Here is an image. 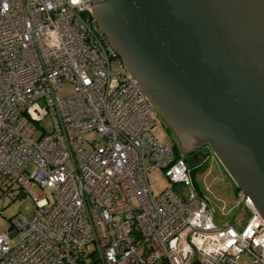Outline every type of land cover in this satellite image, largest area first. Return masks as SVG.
Segmentation results:
<instances>
[{
  "label": "built area",
  "instance_id": "2783aa9c",
  "mask_svg": "<svg viewBox=\"0 0 264 264\" xmlns=\"http://www.w3.org/2000/svg\"><path fill=\"white\" fill-rule=\"evenodd\" d=\"M91 8L0 0V187L36 205L0 235V264H264L263 220L239 191L245 224L216 223ZM155 170L182 195H154Z\"/></svg>",
  "mask_w": 264,
  "mask_h": 264
},
{
  "label": "water",
  "instance_id": "95a60500",
  "mask_svg": "<svg viewBox=\"0 0 264 264\" xmlns=\"http://www.w3.org/2000/svg\"><path fill=\"white\" fill-rule=\"evenodd\" d=\"M91 2L180 152L208 148L264 222V0Z\"/></svg>",
  "mask_w": 264,
  "mask_h": 264
},
{
  "label": "rangeland",
  "instance_id": "374dc122",
  "mask_svg": "<svg viewBox=\"0 0 264 264\" xmlns=\"http://www.w3.org/2000/svg\"><path fill=\"white\" fill-rule=\"evenodd\" d=\"M71 93L72 87L67 84L59 90L60 97L68 96ZM153 119L155 120L156 125L152 128V135L159 143H172L175 141L178 147H182L183 152L188 150L186 146L178 143L175 140L158 116L153 114ZM41 124L44 128V131L50 132L51 123L49 119H44ZM41 133L42 131L38 129L35 133V138ZM203 148L209 152L208 157L202 160L203 163H207V169L205 171H201L198 169L197 165H190L188 166V177L190 179L191 187L194 193L197 194V196H199L202 200L206 201V203L209 205L216 223L223 225L227 221L231 220L236 214V185L230 179L217 158L215 156L211 157L210 150L206 147ZM192 155L194 154L192 153ZM147 178L150 190L154 195H158L165 189H171L179 195H182L183 193L179 189V186L170 184L160 170L150 172ZM27 186L28 185L24 183L23 188L26 189ZM20 192L24 191H18L14 188L0 189V235L9 229L10 220L12 217L21 216L23 218L29 219L36 211V205L33 202L32 197L28 195L27 197L19 198ZM30 192L35 197L48 196L47 190L43 191L35 185L31 186ZM247 219L248 212L245 209H242L239 211L236 217L235 227H237L239 224L243 225ZM15 242L16 240L13 239L12 243ZM240 263L248 264V262L245 260H240Z\"/></svg>",
  "mask_w": 264,
  "mask_h": 264
},
{
  "label": "trees",
  "instance_id": "16d2710c",
  "mask_svg": "<svg viewBox=\"0 0 264 264\" xmlns=\"http://www.w3.org/2000/svg\"><path fill=\"white\" fill-rule=\"evenodd\" d=\"M172 144H173V149H174V151H175V154H176V156H178L179 157V155H180V149H179V147H178V145L175 143V141H173L172 142ZM205 153H208V155H209V152H207L206 150L204 151ZM211 152V151H210ZM193 153H195V152H193ZM190 155H192V153H190L189 155H183V157H184V161L186 162V164H187V166H190V165H197V167H198V169H200L201 171H205L206 169H207V163L205 162V163H199V164H188L187 163V157L188 156H190ZM208 157V156H207ZM206 157V158H207ZM211 157H214V155H213V153L211 152ZM8 188H11V186L10 187H8ZM7 188V189H8ZM0 189H3L2 187H0ZM235 191H236V193L237 192H239V189L237 188V187H235Z\"/></svg>",
  "mask_w": 264,
  "mask_h": 264
},
{
  "label": "flooded vegetation",
  "instance_id": "af4514ba",
  "mask_svg": "<svg viewBox=\"0 0 264 264\" xmlns=\"http://www.w3.org/2000/svg\"><path fill=\"white\" fill-rule=\"evenodd\" d=\"M154 115H155V113H154ZM157 116V115H156ZM205 151V149L204 148H199V149H197L196 151H194L195 153H193L194 155L195 154H197V153H199V152H204ZM194 155H190V156H188L187 158H189V157H191V156H194ZM192 159V158H191ZM197 158H193V160H196ZM201 163H203L202 162V160H201Z\"/></svg>",
  "mask_w": 264,
  "mask_h": 264
},
{
  "label": "crops",
  "instance_id": "0c3cea01",
  "mask_svg": "<svg viewBox=\"0 0 264 264\" xmlns=\"http://www.w3.org/2000/svg\"><path fill=\"white\" fill-rule=\"evenodd\" d=\"M235 197H236V191H235ZM237 215H238V211L236 210V214L232 217V219L231 220H229V221H235L236 220V217H237ZM245 224V223H244ZM243 224V225H244ZM240 226H242L241 224H239L238 225V227H240Z\"/></svg>",
  "mask_w": 264,
  "mask_h": 264
}]
</instances>
